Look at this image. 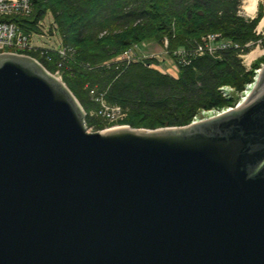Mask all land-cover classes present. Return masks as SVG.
<instances>
[{
    "label": "water",
    "instance_id": "water-1",
    "mask_svg": "<svg viewBox=\"0 0 264 264\" xmlns=\"http://www.w3.org/2000/svg\"><path fill=\"white\" fill-rule=\"evenodd\" d=\"M0 264H264V67L226 113L90 132L64 81L0 53Z\"/></svg>",
    "mask_w": 264,
    "mask_h": 264
},
{
    "label": "trees",
    "instance_id": "trees-1",
    "mask_svg": "<svg viewBox=\"0 0 264 264\" xmlns=\"http://www.w3.org/2000/svg\"><path fill=\"white\" fill-rule=\"evenodd\" d=\"M242 1L33 0L30 16L12 20L25 30L38 31L37 24L52 14L62 43L72 49V57L61 68L63 80L87 112L88 128L106 127L91 115L100 106L96 97L103 96L127 110L121 124L158 129L185 126L201 109L233 104L223 97L220 87L244 89L253 80L260 61L248 70L239 56L241 49L231 48L216 57L191 56L189 64L179 65L175 77L152 67L156 59L128 63L116 58L134 44L149 40H168L167 51L175 56L176 50L194 47L209 33H220L249 51L247 45L260 39L257 27L264 16V5L259 4L257 16L250 18L240 13ZM29 54L51 72L58 70L61 59L55 52Z\"/></svg>",
    "mask_w": 264,
    "mask_h": 264
},
{
    "label": "built area",
    "instance_id": "built-area-1",
    "mask_svg": "<svg viewBox=\"0 0 264 264\" xmlns=\"http://www.w3.org/2000/svg\"><path fill=\"white\" fill-rule=\"evenodd\" d=\"M32 12L33 0H0V53L30 55L29 52L34 51L38 52L40 55H44L49 52H55L61 59V62L58 63L59 68L55 71V73H60L61 68L65 64V61L72 57V49L64 45L62 42L58 45L53 44L51 45V47L39 46V44L37 45L34 43L36 37L43 38L46 36L50 39V37L56 36L58 34L57 24L53 21V30L51 28L50 30H48L49 33L51 32V30L53 32L50 33L51 36H47L45 35L48 32L45 28L44 20L40 21L39 24H37V27L39 29L38 31L25 30L17 21L12 20L13 18L30 16ZM258 32L260 33V29H257V33ZM259 42H261V40ZM165 44V46L167 47L168 40H165ZM143 45H146L145 42L134 44L128 51L118 56L116 60L126 61L128 63L136 60L138 52L143 47ZM231 48L241 49V51H244V49L241 48L238 43L234 42L231 39L222 37L220 33H209L203 36L194 47L190 49L181 48L176 51V56L178 59L177 66L179 67L180 64H189L191 56H201L209 54L211 56L216 57L220 51ZM245 55L247 54H239V56L244 59L246 57ZM30 56L34 57L32 55ZM34 58L40 63H42L37 57ZM234 89L235 87L224 85L220 87V92L224 97L230 98L232 97L231 91ZM242 96L240 101L235 105V107H238L242 102ZM98 100L100 101V106L97 109L96 113L104 120L114 122L122 120L125 116H127L128 112L123 106L118 104H111L104 100L103 96L98 97ZM226 109L230 108H225L223 110Z\"/></svg>",
    "mask_w": 264,
    "mask_h": 264
},
{
    "label": "rangeland",
    "instance_id": "rangeland-1",
    "mask_svg": "<svg viewBox=\"0 0 264 264\" xmlns=\"http://www.w3.org/2000/svg\"><path fill=\"white\" fill-rule=\"evenodd\" d=\"M245 1L246 0H243L242 1V5H241V9H240V13L243 16H245V17L252 18V17L257 16V14L259 12V8H260V5L259 4H263L264 5V0H258L257 9L252 14V13L248 12L244 8ZM263 18H264V16H263ZM263 18H262V20H263ZM262 20L259 23L258 28H257V29H260V33L258 32V34L260 35V39H258L256 42H252V43H249V45H247V46L250 47V50L249 51H240L239 52V54H247V55L249 53L255 52V55L253 57H251V58L249 57L250 54L248 56L245 55L246 56L245 59L242 58L243 59V62L245 63V64L244 63L243 64L245 65V67L248 70L249 69H252V67H253V65H254L255 62H257V61L259 62L260 61V66L255 69V73H254L253 80L250 81V82H248V83H246L244 89H242L240 91L237 90L236 88L234 90H232L231 91L232 92V97H230V98L225 97L228 101H232L233 104L227 105V106L222 107V108H212V109H208V110L207 109H201L199 111L198 115L194 118L193 122H195V121L197 122V121L203 120L205 118H209V117H214V116L220 115V113L222 114V113H224V112H226L228 110V109L223 110L225 108L232 109V107H235V105L240 101L242 95H243L242 96L243 97L242 101L245 99L246 93L250 90L249 86H253V88H254V86L256 87V85L258 83V80H259V77H260V73H261V71H262V69L264 67V60H262L263 57H264V23L261 24L262 23ZM53 21H54V18L52 16V14L51 13H48L47 16H46V18H45V20H44L45 28L47 29V32H48V30H50V28L52 29V26H53L52 23H53ZM52 30H51L50 33L53 32ZM50 33L48 32L45 35L49 36ZM260 40H261V42H259ZM61 41H62V37H61L60 33L58 32V34L56 36H52V37H50V39L47 38L46 36L43 37V38L36 37L35 40H34V43L37 44V45L39 44V46L51 47V45H53V44L58 45L59 43H61ZM143 42H145L146 45H143V47L139 50L137 59L138 60H142V61H145L147 59H156L158 62L151 64L152 67H154L156 69H159L160 71H162L164 73H168V74H171V75L177 77L178 74H179V67L177 66V61H176L177 60L176 52L174 53L175 56L172 55V54H170V53H168V51L166 50L167 48L165 46L166 45L165 43H161V42H158V41H155V40H149V41H143ZM24 55L25 56H30L28 54H24ZM32 58H34V57H32ZM40 64L44 68H46L44 64H42V63H40ZM177 67H178V69H177ZM48 71L51 74H53L54 76H56L57 78H59L62 81H64L63 80V75H62L63 73H62V71L60 73L59 72H56V73L55 72H51L50 70H48ZM252 91H253V89L250 91V93ZM98 97H100V96H97L96 97V101H99L98 100ZM91 115H94L97 118H100L101 121L106 124V127L104 129L110 128V127H113V126H117V125H129V124H126V123H122L121 124L120 122L123 119L122 120H119V121H114V122L106 121L102 117H100L99 115H97V113H96L95 110H92L91 111ZM126 117L127 116H125L124 119ZM133 128H135V127H133ZM143 128H146V127H143ZM101 130H103V129H101ZM88 131L93 132V131H98V130H96V128L94 126H92V127H89L88 128Z\"/></svg>",
    "mask_w": 264,
    "mask_h": 264
},
{
    "label": "bare ground",
    "instance_id": "bare-ground-1",
    "mask_svg": "<svg viewBox=\"0 0 264 264\" xmlns=\"http://www.w3.org/2000/svg\"><path fill=\"white\" fill-rule=\"evenodd\" d=\"M257 3H258V0H246L245 1V5H244V8L248 11V12H250V13H254L255 11H256V9H257ZM264 23V18H263V20H262V23L261 24H263ZM255 55V52H253V53H250V55H249V57L251 58V57H253ZM40 63V62H39ZM47 69V68H46ZM261 74V73H260ZM248 88V87H247ZM249 88H250V90L246 93V95H245V99L242 101V103H240V105H242L247 99H248V97L250 96V94L252 93H250V91L253 89L254 90V88H255V86H254V88H253V86H249ZM239 105V106H240ZM238 106V107H239ZM236 108V107H235ZM234 108V109H235ZM233 109V108H232ZM232 109H228L227 111H230V110H232ZM226 111V112H227ZM225 112V113H226ZM221 114V113H220Z\"/></svg>",
    "mask_w": 264,
    "mask_h": 264
}]
</instances>
